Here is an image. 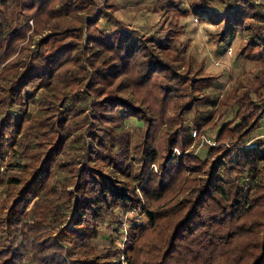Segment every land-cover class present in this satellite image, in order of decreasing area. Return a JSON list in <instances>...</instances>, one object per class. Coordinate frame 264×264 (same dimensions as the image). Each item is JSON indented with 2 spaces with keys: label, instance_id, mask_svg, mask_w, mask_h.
<instances>
[{
  "label": "trees",
  "instance_id": "trees-1",
  "mask_svg": "<svg viewBox=\"0 0 264 264\" xmlns=\"http://www.w3.org/2000/svg\"><path fill=\"white\" fill-rule=\"evenodd\" d=\"M186 2L150 0L165 19L145 33L111 0H0L2 56L34 13L48 22L0 83V264H118L95 238L123 210L147 223L128 222L127 264H264V140L248 143L264 113V0ZM188 14L213 25L214 43L242 31L235 55L256 65L220 103L218 115L234 106V119L203 158L171 154L188 142L187 112L218 103L203 94L217 75L183 53ZM163 116L176 125L154 176Z\"/></svg>",
  "mask_w": 264,
  "mask_h": 264
},
{
  "label": "rangeland",
  "instance_id": "rangeland-1",
  "mask_svg": "<svg viewBox=\"0 0 264 264\" xmlns=\"http://www.w3.org/2000/svg\"><path fill=\"white\" fill-rule=\"evenodd\" d=\"M111 1L115 4V10L113 11L115 16H118L128 27L137 28L145 33L153 32L165 19L163 14L161 15L151 11L150 0H142L138 3L133 0ZM53 3L56 4L55 2ZM182 5L185 7L187 6L186 0H182ZM43 16L44 13H34V15L28 19L25 37L12 39L9 50L5 55H0L1 84H6L8 78L14 73L15 68L13 64H10V61L18 57L17 54H20L23 50L21 48L25 46V48L29 49L32 43L47 30L46 26L48 22L46 20L43 23ZM50 21L52 22V19ZM180 23L182 30L179 38L187 43L183 53L185 55L187 53L194 60V63L202 60L204 73L217 75L209 83L207 88L203 90V94L213 97L218 103L215 105L210 104L209 106L199 105L194 111L187 112L185 123L188 132H190L187 137L188 142L184 146L185 149L181 151L177 147H172L171 154L181 155V153L190 152L192 155L203 158L208 146L211 145L200 142V136L198 134L204 135L209 140L214 141L217 128L226 121L234 119V106H230L224 113L218 115L219 112L223 110L220 103H227L225 96L231 95L233 92L242 88L243 85H247L253 81L256 65L243 61L235 55V51L240 43L239 41L242 39V31H237L233 37L225 38L222 42L214 43L209 39L207 34L208 31L214 29L213 25L201 23L195 20L194 16L190 14L181 17ZM228 49L230 52H228ZM25 51L26 49L23 50V52ZM40 91L41 90H37V93ZM47 93L50 92L47 91ZM26 110L27 112L34 113L37 111V108H35L33 103H28ZM262 115L259 125L255 128V131L251 133L248 143H252L256 137L264 140V113ZM196 120L200 121L199 127L195 124ZM125 123L128 129L130 128L132 131L130 132L132 138L140 136L142 125L139 121L136 119H127ZM175 125L176 122L174 120L165 117L162 124H160L154 132L155 136L153 142L156 148H158V155L148 169L152 174L154 173V176L160 173L158 166L161 158L159 154L162 151L166 135ZM192 131H195L196 134L194 135ZM214 143H212V145ZM195 175L196 174L189 175L190 180L196 179V177H194ZM141 198L143 200L142 195ZM130 220L147 224L146 217L143 213L136 212L135 210L115 211L108 220L103 219L99 222L101 231L95 238L96 243L107 249L110 247L115 248L118 255L122 252L126 256L125 238L129 225L128 222Z\"/></svg>",
  "mask_w": 264,
  "mask_h": 264
},
{
  "label": "built area",
  "instance_id": "built-area-1",
  "mask_svg": "<svg viewBox=\"0 0 264 264\" xmlns=\"http://www.w3.org/2000/svg\"><path fill=\"white\" fill-rule=\"evenodd\" d=\"M194 19L196 20L195 17H194ZM228 52H230L229 49H228ZM192 132L194 133V135L196 134L195 131H192ZM199 139H200V142H205L208 145H211L212 143H214L213 140H209L204 135H200V138ZM117 262H118V264H127L126 263V259H125V255L122 252L118 255Z\"/></svg>",
  "mask_w": 264,
  "mask_h": 264
}]
</instances>
